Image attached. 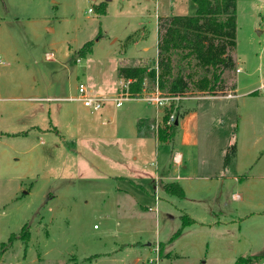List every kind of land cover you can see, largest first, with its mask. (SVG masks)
I'll use <instances>...</instances> for the list:
<instances>
[{"label":"rangeland","instance_id":"obj_1","mask_svg":"<svg viewBox=\"0 0 264 264\" xmlns=\"http://www.w3.org/2000/svg\"><path fill=\"white\" fill-rule=\"evenodd\" d=\"M169 1L0 0V264H131L137 255L139 264L254 256L248 264H264V0H236L235 69L224 75L231 92L164 97L156 107L142 99L155 96L145 79L138 98L114 108L125 90L118 67H156L155 14ZM171 1L175 14L192 8ZM87 42L90 53L79 57ZM79 83L108 98L104 113L64 99L76 97ZM187 109L195 123L185 146L181 117L170 141L132 135L138 119L154 118L142 121L156 136ZM172 149L188 156L183 197L154 181L156 162ZM128 176L159 188L157 203ZM24 226L26 243L18 238Z\"/></svg>","mask_w":264,"mask_h":264},{"label":"trees","instance_id":"obj_2","mask_svg":"<svg viewBox=\"0 0 264 264\" xmlns=\"http://www.w3.org/2000/svg\"><path fill=\"white\" fill-rule=\"evenodd\" d=\"M194 13L191 15H170L157 18V59L156 67L129 66L118 67L119 80L128 81L129 98L142 94L143 83L149 79L157 87L160 96L183 98L191 93L216 96L232 91L225 82V72L235 68L234 56L230 54L235 47L236 38V0H191ZM100 11L105 8L101 5ZM92 42L85 43L78 51L79 57L90 53ZM237 69V68H236ZM236 71V70H235ZM234 96V94L232 95ZM165 117V116H164ZM163 117V118H164ZM166 120V117L164 118ZM137 134L142 136L144 123L137 122ZM174 123L165 129H157L156 138L160 143L172 140L175 135ZM232 145L226 153L224 162L228 163L235 154ZM165 190L183 197L182 187L177 183L165 185ZM185 220L183 224H187ZM179 234V231L176 235ZM13 235L8 244L14 240ZM24 243L29 238L27 227L18 236ZM1 250L7 249L1 245ZM258 257H239L235 264H248Z\"/></svg>","mask_w":264,"mask_h":264},{"label":"crops","instance_id":"obj_3","mask_svg":"<svg viewBox=\"0 0 264 264\" xmlns=\"http://www.w3.org/2000/svg\"><path fill=\"white\" fill-rule=\"evenodd\" d=\"M173 6H175V3H173L171 0L169 1V4L167 3V8L165 11H163L162 13L159 12V8H158V12L155 14V18L157 20L158 17H167V16H170V15H191L194 13V5L192 4V8L191 10H189L187 13H180L178 12L179 14H175L177 12H174L173 10ZM157 41V40H156ZM156 45V44H155ZM144 50L148 49V48H143ZM53 85V84H52ZM69 98L71 97H68V98H64L66 99L67 101H69ZM29 100L31 101H44V100H50V98H38V97H31L29 98ZM60 100V99H58ZM115 108V107H114ZM44 110V109H43ZM103 111V110H102ZM101 111V112H102ZM162 111V110H161ZM105 111H103L104 113ZM159 112L160 111H157V116L159 115ZM183 113V114H182ZM180 113L179 112V115H178V124H179V117H181V124H182V127H181V132H180V136H181V141L182 143L184 144L183 146H185V144H188L189 142V134H188V130H187V125L190 124V123H195V114L192 110L190 109H187L186 111ZM102 115V114H101ZM156 116V117H157ZM102 117V120H101V123L103 125H106L108 123H112V119L111 120H107L106 119V116L103 117V115L101 116ZM109 117V116H107ZM151 119H154L152 117L150 118H145V119H138L137 121H140V120H146V126L148 127L150 123V120ZM158 119V117H157ZM135 121L133 123V126H132V135L136 138H139V135L137 134V126H136V122ZM184 123V124H183ZM43 125V124H42ZM31 128H34V129H37L39 130V132H44L46 129L45 126H39V125H32ZM145 132L147 135H145ZM142 136H145V137H141L143 139H146L148 137H151V139L153 140V142L155 144H159L160 142L157 140L156 136L154 135H150L148 134V132L146 131V127L144 125V129L142 130ZM170 157L168 158V155H167V160L165 159L164 161H161V164H158L156 162V168L154 169V181L155 183H158L159 182V185L158 187L160 189L164 188L165 185L167 184H170V183H177L179 184V181H182L183 179H190L192 176H190V174H188V169H187V165H186V162L188 160V156L186 155L185 156V153L181 152V151H178V150H173L170 151ZM174 154L178 155V158L176 161H173V156ZM101 159V158H100ZM136 160V158H134ZM102 160V159H101ZM106 160V159H105ZM104 160V161H105ZM103 161V160H102ZM90 165L92 166V160H88L87 162V165ZM183 173V174H182ZM259 178H263L264 175L263 174H259L258 175ZM123 178V177H121ZM123 179H127L129 181V183L131 184L130 186H135L136 188H138L139 190H141V192L143 194H147L149 196H152L153 194V199H154V205H155V202L157 203V201L159 200V197L157 196V190H159V188H156L155 191H153V188H150L148 187L146 184L142 183L141 180H137L134 176H128V177H124ZM234 179H237V177L234 176ZM239 179V178H238ZM169 180V181H167ZM180 185V184H179ZM157 186V185H156ZM181 186V185H180ZM165 190V188H164ZM166 191V190H165ZM184 192V191H183ZM135 201V200H134ZM153 205V206H154ZM152 206V207H153ZM144 207V206H143ZM151 208V207H150ZM149 207L147 208L148 210L150 209ZM154 213V215L156 214V211H155V207H154V211H151ZM96 226L94 225V228ZM135 245L139 246L140 245V242L139 241H135L134 242ZM6 252H4L5 254ZM3 254V255H4ZM2 255V256H3ZM2 256H0V259H2ZM140 256H135L134 258H132V261H131V264H139V258Z\"/></svg>","mask_w":264,"mask_h":264},{"label":"built area","instance_id":"obj_4","mask_svg":"<svg viewBox=\"0 0 264 264\" xmlns=\"http://www.w3.org/2000/svg\"><path fill=\"white\" fill-rule=\"evenodd\" d=\"M88 12H91V9L88 10ZM240 70L237 68L236 72H239ZM120 82L123 84V87L125 90L120 92L117 96H115L113 101V106L115 108H119L122 105L123 100L129 98L127 94V85L128 81L120 80ZM142 99H145L148 102L154 103L156 107L163 105V96L159 95V92L157 90V87H155V96H152L150 98L142 97ZM69 101H78L81 102L82 105L89 110L91 114L98 113L102 111L104 108L106 102L108 101V98L104 97H98V96H91L88 94L87 87L83 83H79L77 86V95L76 97L69 98ZM178 158V155L174 154L173 161H176ZM159 264V262L155 263Z\"/></svg>","mask_w":264,"mask_h":264},{"label":"water","instance_id":"obj_5","mask_svg":"<svg viewBox=\"0 0 264 264\" xmlns=\"http://www.w3.org/2000/svg\"><path fill=\"white\" fill-rule=\"evenodd\" d=\"M175 126H177L178 125V122L177 121H175V124H174Z\"/></svg>","mask_w":264,"mask_h":264}]
</instances>
